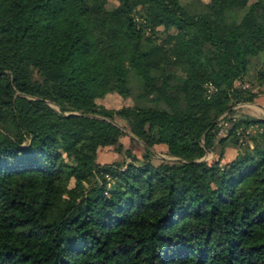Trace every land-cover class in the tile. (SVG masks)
<instances>
[{
	"label": "trees",
	"instance_id": "1",
	"mask_svg": "<svg viewBox=\"0 0 264 264\" xmlns=\"http://www.w3.org/2000/svg\"><path fill=\"white\" fill-rule=\"evenodd\" d=\"M105 1L0 0V264H264V0Z\"/></svg>",
	"mask_w": 264,
	"mask_h": 264
},
{
	"label": "rangeland",
	"instance_id": "2",
	"mask_svg": "<svg viewBox=\"0 0 264 264\" xmlns=\"http://www.w3.org/2000/svg\"><path fill=\"white\" fill-rule=\"evenodd\" d=\"M101 4V10L104 13V15H108L107 11V2L105 0H99ZM110 22H108V27L110 26ZM158 37H160L161 34H156ZM111 39H105L103 42H110ZM250 47L251 49H262L264 48V45H261L258 43L257 37L253 35L250 38ZM261 45V46H260ZM260 46V47H259ZM261 62H264V54L260 58ZM237 86H243L244 88L246 87H255L258 93V96L256 97L255 101L252 103H243V104H238L235 106L233 109L236 111V114L233 116L237 119H240L244 116L249 117V118H264V85L261 87H257L255 85H251L249 80H242V81H237ZM209 92V89H208ZM189 97L193 104L196 106V108L202 109L204 107V100H203V88L199 90H194L191 89L189 92ZM101 104L104 106H107L108 108H119L122 106H125L126 104H129L130 101L129 99H123L120 95H111L108 96L104 99H102ZM224 117V116H223ZM119 122L122 124H125V121L122 119H119ZM43 126V122L41 121H35L32 123L31 129L32 130H37ZM227 128H229L228 123L225 124L224 127L220 129L219 136H223L225 133H227ZM256 127L251 126L246 134H253L256 132ZM126 135L122 136L121 140L124 143L125 148L131 149V151L138 155L140 158H142L143 154L145 153L144 147L139 141H133L131 140V134L129 133L128 130H126ZM155 151L157 152V157H152V160L154 163H159L160 159L159 158H167V155L165 154V147L162 145H157L155 147ZM236 149L235 148H230L226 155H225V160L231 159L232 157L235 156ZM218 152L214 153L212 151H209L207 155L205 156L206 160H215L218 158ZM127 158V152H116L114 147H106L104 149H101L98 153V161L101 163H108V162H114V161H123ZM129 160V159H128ZM35 184L38 188H42L48 191L49 194H53V190L51 186L49 185L48 182L44 181L41 178H37L35 181Z\"/></svg>",
	"mask_w": 264,
	"mask_h": 264
},
{
	"label": "built area",
	"instance_id": "3",
	"mask_svg": "<svg viewBox=\"0 0 264 264\" xmlns=\"http://www.w3.org/2000/svg\"><path fill=\"white\" fill-rule=\"evenodd\" d=\"M208 86H209V92H210V94H214L217 89L212 84H210Z\"/></svg>",
	"mask_w": 264,
	"mask_h": 264
},
{
	"label": "water",
	"instance_id": "4",
	"mask_svg": "<svg viewBox=\"0 0 264 264\" xmlns=\"http://www.w3.org/2000/svg\"><path fill=\"white\" fill-rule=\"evenodd\" d=\"M204 160H206L205 157L202 160H200V161H204Z\"/></svg>",
	"mask_w": 264,
	"mask_h": 264
}]
</instances>
